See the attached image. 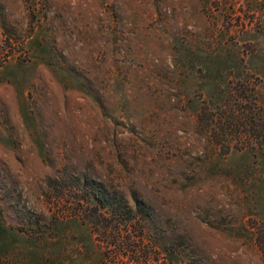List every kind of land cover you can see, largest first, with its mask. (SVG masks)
I'll return each instance as SVG.
<instances>
[{
  "label": "rangeland",
  "instance_id": "374dc122",
  "mask_svg": "<svg viewBox=\"0 0 264 264\" xmlns=\"http://www.w3.org/2000/svg\"><path fill=\"white\" fill-rule=\"evenodd\" d=\"M0 264H264V0H0Z\"/></svg>",
  "mask_w": 264,
  "mask_h": 264
}]
</instances>
